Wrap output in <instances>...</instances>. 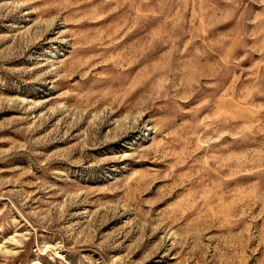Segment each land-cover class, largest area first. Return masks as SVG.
<instances>
[{
    "label": "rangeland",
    "instance_id": "374dc122",
    "mask_svg": "<svg viewBox=\"0 0 264 264\" xmlns=\"http://www.w3.org/2000/svg\"><path fill=\"white\" fill-rule=\"evenodd\" d=\"M0 264H264V0H0Z\"/></svg>",
    "mask_w": 264,
    "mask_h": 264
}]
</instances>
